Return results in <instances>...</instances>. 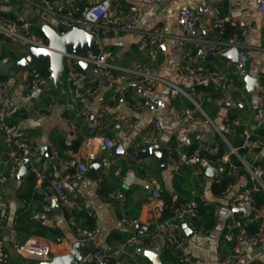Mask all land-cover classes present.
<instances>
[{"label":"crops","instance_id":"obj_1","mask_svg":"<svg viewBox=\"0 0 264 264\" xmlns=\"http://www.w3.org/2000/svg\"><path fill=\"white\" fill-rule=\"evenodd\" d=\"M206 4H209V0H171L147 6L136 31L101 38L102 53L110 55L108 63L114 67L115 79L88 77L84 73L77 85L65 84L63 95L57 93L55 89L41 90L39 87L30 97H27V79L34 71H26L24 81L20 83L6 74V66L8 63L21 59L29 47L0 33V77H7V80L3 82L7 102L5 119L10 123L16 122L17 134L22 138H31L38 150L36 157L30 159L29 168L31 165H36L62 178L74 171L68 165L69 161L74 158L84 161L89 153L94 154L100 164L104 159L111 162L110 168L100 173L97 181L87 178L92 169L89 165L84 181L76 188L79 205L85 211L94 210L100 221L101 236L96 245V252L112 258L119 252L120 246L131 237L149 238L153 235L151 234L152 227L159 225L162 214L157 211L158 202L151 197L148 175L154 176L159 181L161 193L167 192L177 197L178 189L187 193L195 191L203 197L207 204L215 208L214 228L206 235L193 234V237L188 238L184 249L186 256L199 260L201 264H220V261L231 251L232 247L224 241L223 231L226 223L233 218L229 202L236 195L239 187H233L232 191L224 194L223 197H215L212 193V184L221 172L212 168L208 162L191 163L183 169L179 177H175L168 164L167 169L163 170L154 158L139 160L137 155L141 151L133 152V148L149 134L154 121H159L164 129L163 135L158 140L159 145L168 147L173 143L180 152H189L196 135L202 136L203 140L208 135H214L215 145L221 141L226 147V154H229L231 147L235 148L240 143V139L237 130L225 128L224 121L227 118L239 120L251 132L259 129L261 114L258 107L260 93L258 78L264 71V22L260 19L258 5L253 0L213 4L214 14L227 18L232 23L227 25V29H237L234 25L241 22L249 24L251 28L249 44L254 48V55L248 64L247 77L257 79L256 88L253 90L254 95H251L244 79L236 80L238 91L231 98L230 109L222 108L217 104V100L209 99L214 93L212 90L216 95L220 94L217 82L209 80L199 84L208 89L204 92L206 95L202 101V105L206 101L205 107H202L205 117L197 113L193 123L186 127L180 126L178 119L182 111L193 107L186 97L172 98L168 86H158L154 91L142 88L132 89L130 84L135 77L123 72L135 65L156 62L160 65L153 68L156 76L187 92L196 87L180 74L184 49L180 46L179 39L194 40L205 38L206 35L199 30L184 31L179 26L178 19L183 6H188L194 12L201 14V9ZM115 5L127 8L131 5V0H119ZM69 9L61 0H46L45 2L10 0V3L6 5L0 3V16L13 21L25 19L33 25L34 29L43 23L50 24L52 18L66 15ZM63 11L67 12L62 14ZM156 28L165 29L171 38L153 51H148L141 44L142 36ZM189 47H191L190 42ZM230 52L231 49L226 48L210 56L206 62L207 68L227 73L234 79L235 67L231 61ZM98 82L102 83V89L91 101V115L96 116L93 122L89 116H80V108L76 107L72 100L75 92L82 95ZM32 99H35V102H32ZM146 100L153 101L155 105L153 111L138 112L128 106L129 103ZM9 105H12L13 109ZM102 111L104 114L101 118ZM121 116L128 117L134 125L129 137H124L119 129L117 119ZM72 122L78 123V131L71 129L70 123ZM103 137L118 140L125 155L129 154L128 159L124 161L122 159L124 155L116 153L117 148L107 152L100 147L98 142ZM88 141H91V147L87 149ZM5 143L7 142L4 137H0V158L3 163V168H0L4 173L9 174L7 182L0 186V193L6 201L9 219L0 231V241L9 255L10 264H42L37 259L25 260L15 252L17 244H24L33 237L45 239L51 245L52 258L67 255L71 251V244L78 240L75 230L69 225L63 212L58 213L53 209L56 199L48 185L37 183L30 174L29 168L27 175L19 178V172L29 157L24 159L17 173L10 177L11 147L5 148ZM45 147H52V158L43 156L44 153L41 150ZM258 159L264 162V152L258 155ZM197 168H201L204 172V175L198 179L193 176ZM208 169L216 173L213 179L207 177ZM101 177L104 178V183L99 189L98 181ZM243 181L245 180L242 179L241 183ZM114 190H120L127 197L124 214L115 202L109 200V194ZM45 197L51 199L48 219L39 222L37 227L33 225V228H46L48 235L41 237L25 234L23 231L25 224L31 223L32 214L42 211ZM124 220L131 225L124 223ZM86 223V218L81 216L78 224L88 229ZM137 225H143L146 232L136 235ZM15 229L19 232L13 238L12 231ZM115 235L123 240V243L115 239ZM156 248H160V245L158 244ZM119 261L121 264H152L147 257L130 252L129 249L120 256ZM255 263L264 264V245L250 249L236 264Z\"/></svg>","mask_w":264,"mask_h":264},{"label":"built area","instance_id":"obj_2","mask_svg":"<svg viewBox=\"0 0 264 264\" xmlns=\"http://www.w3.org/2000/svg\"><path fill=\"white\" fill-rule=\"evenodd\" d=\"M45 2L46 0H38ZM70 9L66 15L52 18L50 25L56 29L61 35L71 27H78L84 29L88 33L97 37L100 41L103 37L110 35L119 36L124 33L134 32L140 25L144 9L153 4L164 3L171 0H131V5L127 8L116 6L119 0H61ZM236 0H209L201 9V14L194 12L190 7L183 6L180 10L178 24L184 31L199 30L203 32L206 37L194 40L187 38H180L179 44L184 49L183 63L180 67V74L192 82L195 86L205 83L209 80L216 81L219 87L220 94L217 98L218 105L230 104L233 94L238 91L236 80H243L248 75V64L253 58L254 48L250 46L249 40L251 37L250 25L244 22L234 25L240 31L239 34L225 38L227 25H231L229 19L222 18L214 14L213 4L221 2H229ZM259 7L260 19L264 22V0H253ZM1 4H9L10 0H0ZM76 15V17H74ZM33 25L25 20L19 19L13 21L0 16V33L5 36L30 46L45 47L42 39L37 37L32 32ZM171 37L163 28H156L142 36L141 44L148 50L153 51L158 46L164 44ZM189 42L191 47H189ZM236 49L237 63L235 66V78L233 79L227 73L207 68L206 62L210 56L222 52L224 49ZM264 49V43H263ZM110 55L101 53L99 56L88 52L85 58H80L75 55H66V75L65 84L69 86L77 85L84 76V72L78 68L80 62H85L93 66L101 77L114 80V67L108 63ZM160 65L156 62L148 64L135 65L131 69L123 70L135 77V80L130 84L132 89H144L147 91H154L158 86H168L170 88L171 97L176 99L179 97H186L192 104V108H187L182 111L178 123L180 126H188L196 120V114L200 113L205 117L202 101L205 93L198 91L196 87L187 92L180 87L168 83L164 79L156 76L153 73L154 67ZM48 80L42 79L37 72H34L30 78L27 79V97H30L41 85H44ZM258 82L260 85V93L258 97V107L261 114V122L259 128L264 124V71L260 73ZM102 89V83L98 82L94 86L85 91L84 94L78 95L74 93L72 100L76 107L80 108V116L88 117L92 114L91 101L98 95ZM76 91V90H75ZM6 96L5 84L0 82V130H3L4 139L11 145L10 152V177L14 176L19 170L24 159L29 157L33 159L36 157L38 150L31 138H22L17 134L16 127H10L5 119L6 114ZM128 106L138 112H151L155 109L153 101L146 100L144 102L129 103ZM104 111L101 112L102 118ZM121 127V134L124 137H129L134 129L133 123L126 116H121L117 119ZM73 131H78V123H70ZM224 126L227 130L239 131V139L241 145L239 147H231L230 153L224 155L220 160L218 167L230 164L229 175L234 178V185L229 187L224 194H229L234 186H241V178L237 175L239 168H243L249 175L251 182L256 188H261L264 191V162L259 163L258 155L255 150L264 152V137L253 140V133L245 128L237 119H225ZM164 129L159 121L152 123L149 134L141 139L133 148V152L143 151L155 145H158L159 138L163 135ZM222 136V135H221ZM223 137V136H222ZM91 141L86 143V148H90ZM98 145L107 152L113 151L118 147L119 141L109 137H103L99 140ZM193 146L195 148L191 152H180L172 143L165 147L166 160L172 174L179 177L183 169L191 164L201 160L205 154L215 152L214 147L203 140L202 136L196 135L193 139ZM240 150L249 151L248 154L241 156ZM230 155L238 157L240 167H235L230 163ZM129 154L123 156L126 161ZM95 159L94 154L89 153L84 161L77 158L68 162V165L73 168L72 173L64 175L62 178L56 177L53 173L42 169L36 165H31L29 168L30 174L35 178L39 184L48 185L58 203L61 211L65 214L67 221L75 230L78 240L87 242L89 240L97 239L101 236V225L96 212L92 209L85 211L78 203L76 196V188L81 184L88 172L89 165ZM257 163V165H255ZM259 163V164H258ZM101 165L105 170L110 168L111 162L104 159ZM3 166L0 158V167ZM0 168V169H1ZM218 170V169H216ZM204 175L201 168H197L193 172L194 178H200ZM9 174L0 170V186L7 182ZM148 183L151 186V197L158 202L157 211L162 214L164 203L161 199L159 181L152 175L147 176ZM104 178L101 177L98 181L99 189L102 188ZM250 188H239L236 195L229 202V209L232 212L236 209H245L247 216L245 218L229 220L223 231L224 241L232 248L230 253L220 261V264H236L238 263L250 249L264 245V209L254 211L252 193L254 191ZM193 197L187 203L172 208V216L167 221L159 224L156 227V233L149 238L133 236L120 246V250L114 257H109L100 252H93L91 258L95 264H109L114 260V264H121L119 258L131 246L139 249L152 250L159 244L160 249L169 248L170 251L178 256L179 252H183L184 263L186 264H201L199 260H193L186 256L184 249L188 243V237L185 233L184 225L194 234L199 236L207 233L197 230L192 223L193 217L197 214V203L194 198L198 196L195 191H192ZM202 200L203 197L201 196ZM109 200L116 203L118 209L124 214L127 203L126 195L120 190H114L109 194ZM51 209V199L45 197L43 200L42 211L40 213L32 214L30 222H43L48 219V211ZM86 212L89 218L93 220L91 229H84L78 224V216ZM253 213V218L249 219L250 214ZM9 219L8 208L5 199L0 193V231ZM254 221L258 223L257 230L254 233L250 232V223ZM127 225H131L126 220L123 221ZM13 238L17 236L16 229L12 231ZM157 238L160 239L157 242ZM15 252L18 256L25 260L37 259L42 263L50 262L52 260L51 245L45 239L33 237L24 244H17ZM0 264H10V258L7 254L3 243L0 241ZM263 264V263H255Z\"/></svg>","mask_w":264,"mask_h":264},{"label":"water","instance_id":"obj_3","mask_svg":"<svg viewBox=\"0 0 264 264\" xmlns=\"http://www.w3.org/2000/svg\"><path fill=\"white\" fill-rule=\"evenodd\" d=\"M67 11H63L62 14H65ZM76 17V15H74ZM42 30V33L47 40V45L45 47H36L30 46L25 52L21 59L7 64L6 74L11 76L15 81L23 83L24 73L26 71L37 72V66L39 63L48 61L50 64L49 71L51 77L49 80L40 86V89H55L57 93L63 95L65 93V75H66V55L72 54L80 58H85L88 52H91L95 56H99L102 53V42L95 37L94 35L88 33L84 29L78 27L69 28L65 34H60L56 29H54L50 24L43 23L39 26ZM237 50L231 49V61L233 66H236L237 63ZM80 69L87 74L89 77H101L100 73L90 64L85 62L79 63ZM245 84L247 85V90L251 95H254V91L257 84V79L246 77L244 79ZM196 85V84H195ZM32 102H35V99H32ZM13 109L12 105H9ZM222 108L230 109L231 105H223ZM91 121H95L96 116L93 114L89 116ZM121 129V127H119ZM5 133L3 130H0V137H4ZM213 147H215V136L208 135L205 139ZM83 142V140H82ZM5 148H10L9 143L4 144ZM43 156L46 158H52V147L42 148ZM118 155H125V151L121 145H118L117 152ZM166 149L161 145H155L149 149L143 150L138 153L137 158L139 160H150L154 158L161 165L163 170L167 169V160H166ZM255 153L260 154L261 150H255ZM131 162V161H130ZM134 163V161H132ZM198 164H201V161H197ZM30 165V158H27L26 162L22 166V169L19 172V178H23L27 175L28 168ZM92 167L88 179L97 181L99 174L105 171V168L100 164L98 159H94L90 165ZM238 163V167H240ZM221 172V170H220ZM209 179H213L215 172L211 169L207 170L206 173ZM264 179V178H263ZM253 207V205H252ZM53 209L58 213H61V209L58 203L55 201L53 203ZM232 216L235 219L245 218L247 216V211L245 209H236L232 211ZM38 222H33L35 227L38 226ZM185 233L188 238L193 237V232L187 229V226L184 225ZM146 232V228L143 225H137L135 233L140 235ZM160 239L157 238V242ZM99 243V238L94 240H89L87 242L77 240L71 244V251L60 257H54L50 262H45L42 264H84L87 262L92 263L93 259L91 254L96 252V245ZM129 251L133 253H138L139 255L147 257L152 264H163L161 261V249L154 248L152 250H144L136 248L135 246L129 247ZM183 252L178 253V257H182Z\"/></svg>","mask_w":264,"mask_h":264},{"label":"trees","instance_id":"obj_4","mask_svg":"<svg viewBox=\"0 0 264 264\" xmlns=\"http://www.w3.org/2000/svg\"><path fill=\"white\" fill-rule=\"evenodd\" d=\"M32 32L37 37L42 39L45 45L48 44L47 40L45 39L42 33V30L39 27L32 29ZM239 33L240 31L238 29L228 28L225 34V38L229 39L230 37L237 35ZM49 68H50V64L48 61L39 63L37 66L38 75L42 79L49 80V78L51 77ZM78 69L82 71L80 68ZM6 80H7V77L5 76L0 77V82L3 83ZM196 89L202 92L208 91L207 88L201 85H197ZM212 92L214 93L210 95L209 99L211 98L212 100H217L219 95H216L214 90H212ZM205 105H206V101L203 103L202 107L204 108ZM6 122L10 127H15L16 125V122H11V123L8 121ZM252 133H253L254 141L257 139L263 138L264 137V127L261 126L257 131L252 132ZM240 145H241V142L238 143L236 147H239ZM194 148L195 146L190 147L189 152L193 151ZM214 149H215L214 153L203 155L201 157V160L204 162H208L212 168L221 170L219 177L212 184V193L215 197H223L225 191L229 187H232L234 185V178L229 175L230 164L223 165L222 168L218 167L220 160L224 157L227 151L225 145L221 141H218ZM248 153L249 151L247 150L239 151V154L241 156L246 155ZM229 159L232 165H234L235 167L238 166V157L236 155H230ZM259 163H262V162H259ZM255 165H257V163ZM237 175L241 178V180L242 179L245 180L241 183V186L239 188L245 187V188H250L254 190V185L251 182L249 175L246 173V171L242 167L239 168ZM176 194H177V197H173V194H170L167 192L161 193V199L164 203V209H163L159 224L171 218L172 208L180 206L193 199L190 193H187L186 191H180V189L176 191ZM194 201L197 203V214L193 217L192 223L194 227H196L197 230H201L205 233H209L215 226V208L214 206L207 204L206 201L202 200L201 195L199 194L196 198H194ZM252 201H253L254 211L264 209V191L261 188H256V190L253 191ZM81 216L86 218L87 228L91 229L93 226V220L88 217L86 212L84 214L83 213L80 214L78 216V220ZM250 218H253V213L250 214L249 219ZM257 227H258V223L251 221L250 232L254 233L257 230ZM23 231L27 235H36V236H41V237H45L46 235H48V230L46 228L39 227L38 229H34L32 223H26L25 227L23 228ZM18 232L19 231H17V233ZM155 233H156V227L153 226L151 230V234H155ZM114 238L118 239L121 243H123V240H121L117 235H115ZM161 261L163 264H186L184 263L183 258L178 257L177 255H174L170 251L169 248H163L161 250ZM114 263H115L114 260H111L109 262V264H114Z\"/></svg>","mask_w":264,"mask_h":264}]
</instances>
